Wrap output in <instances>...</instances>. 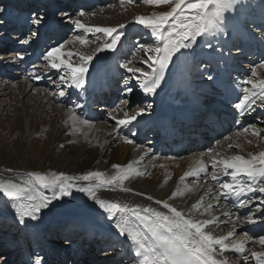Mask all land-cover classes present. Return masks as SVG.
Returning <instances> with one entry per match:
<instances>
[{
  "label": "snow or ice",
  "instance_id": "snow-or-ice-1",
  "mask_svg": "<svg viewBox=\"0 0 264 264\" xmlns=\"http://www.w3.org/2000/svg\"><path fill=\"white\" fill-rule=\"evenodd\" d=\"M129 3H135L136 0H128ZM141 3L149 6L170 5V10L162 13H153L150 16L137 15L134 23L149 29L151 36L154 38V44L139 45L146 53L141 64L147 65V70L143 67L130 66L132 62L121 65L129 74L126 79L128 83L124 85L123 92L125 99L117 105H128L130 95L134 89L138 88L145 96L156 95L157 90L165 82L166 73L170 64L175 57L177 61L181 57L185 59L188 52L182 50H192V55H199L195 52L194 46L198 43V38H205L204 46L211 49L210 52L204 53L205 60L201 61L204 71L201 76L206 81L215 82L219 76H214L208 68L212 64H225L235 59L232 55L233 49L238 53L242 52L246 42L258 40L250 25L255 24L259 28L261 36L264 37V20L256 24L255 20H249L245 15L244 0H140ZM235 12V15L226 13ZM0 13H5V7L0 6ZM80 15H84L83 12ZM65 18L70 20L68 14ZM54 23H63L50 21L46 14L36 12L25 19L26 32L23 38L19 40L20 44H28L33 38L39 36L42 29H50ZM78 30H82L85 35H77L74 42L78 41L82 45L89 43L87 33H100L106 38L102 44H98L94 52L90 55L73 53L71 51L63 52L64 44H58L51 47L44 59L48 61L53 69L65 70V75L60 77L61 83L68 84L69 87L81 89L84 87L86 76L89 72L90 63L95 59L98 63L103 64L105 58L100 57L101 52H115L122 39H128L129 36L123 31L127 25L120 24L115 27H86L79 20L71 21ZM227 37L226 39H220ZM218 41V46L213 45L212 39ZM264 46V45H262ZM179 54V55H177ZM19 55V54H18ZM78 56V62L72 63L73 56ZM22 60L23 55H19ZM264 69V60L257 66ZM200 70V65L197 66ZM252 78L246 80L251 89H245L239 102L234 107L243 113L259 99L264 103V79L256 80L258 73L256 69L252 70ZM134 82V83H132ZM65 91L61 90L59 96H65ZM77 107H81L77 105ZM152 104L139 107L138 110L123 112V118H117L116 115L109 114L110 119L116 121L117 125L126 126L136 121L138 117L144 115L147 109L152 108ZM69 121L77 131L76 122L82 125H88L89 121L79 120L75 111L69 110ZM67 123V122H66ZM248 132V128L243 129ZM252 134L261 137V132L253 127ZM135 135V133H133ZM126 143H133L132 140L125 138ZM251 143V141H249ZM62 148L63 145H60ZM232 147L231 144L228 145ZM219 153H217V156ZM139 161L128 163L121 166L113 164L112 167L117 169L116 173L107 176L104 172L90 171L81 176L67 175L63 172L41 173L27 172L22 180L4 179L0 177V193L7 200L4 202L7 208L11 202L10 209H7L5 215L14 209V218H18V223L24 229L38 228L39 222L48 215H55L59 211L57 202L64 200L65 197L72 196L74 192L83 193L93 201L92 208L89 209L91 214L108 223L111 235L106 241L105 251L111 250L115 243L120 242L119 237H124L125 242L130 241L129 251L134 250L137 264H228L225 257L226 252L239 254L244 264H248L249 259L255 261V264H264V251H251L250 255L246 253V243L250 240L258 243L264 248V235L253 240L248 233H244L240 239H234L237 228L241 224L255 223L251 215H237L233 219L228 212L223 215L229 217L231 228L224 235H216L210 229V226L219 227L220 220L218 217L211 219H196L191 215H185L177 210L176 207L168 203V200L155 199L147 195L148 201L155 202L156 205H162L163 209L159 210L151 205H145L134 201H115L104 199L98 195L100 189H117L124 193H131L133 190L125 186L133 176H142L145 173L139 171L134 164ZM211 167L219 168L225 176H231L235 182L241 175L247 177L246 183H222L220 188L222 192L219 195L234 196L240 205L247 207L251 203V195L260 193L264 195V151L259 153L248 154V158L243 155H234L229 158L217 159L215 156L211 159ZM231 170V171H229ZM11 172V169H8ZM201 172H207V166L203 161L199 166L190 172H185L181 180L185 177L198 175ZM211 179L219 181V176L213 172ZM49 189L52 195L44 194V190ZM135 195H145L144 193H135ZM178 195L173 191L168 199H173ZM247 197V199H242ZM202 199V198H201ZM264 204L260 201L257 208ZM199 210L200 202L192 206ZM212 205H208L211 208ZM207 211V209H206ZM250 211V209H249ZM264 215V213H261ZM38 222L32 224L31 222ZM115 237V239H113ZM39 248V245H38ZM39 251L29 254L28 264H49ZM0 264H8V261L0 254Z\"/></svg>",
  "mask_w": 264,
  "mask_h": 264
},
{
  "label": "bare ground",
  "instance_id": "bare-ground-1",
  "mask_svg": "<svg viewBox=\"0 0 264 264\" xmlns=\"http://www.w3.org/2000/svg\"><path fill=\"white\" fill-rule=\"evenodd\" d=\"M119 1L117 0L116 3L118 4ZM254 3L257 5L261 4L259 0H244L245 15L249 20H255L256 24H260L264 20L262 18L264 16V6L260 10L256 8L257 6H254ZM112 4L107 2L103 8L112 6ZM27 6L29 9L32 8V4H27ZM103 8L97 10L99 19L95 22L89 23L86 17H79L70 19L67 21V24L73 25L71 21L76 20H79L86 27H115L127 23V21L122 19L120 12L110 7L107 9ZM227 15H235V12L226 13ZM125 25L127 27L123 31L126 35L134 32L131 25ZM76 31H80L82 35H85L82 30L76 29ZM94 35L93 33H87L89 43L86 45H82L78 41L74 42V37H72L65 44L62 51L90 55L97 47L95 42L89 40ZM220 39L226 38L221 37ZM204 40L205 38L203 37L198 38V43L194 46L195 52L199 53V55H192V50H182L189 53L186 59L181 57L177 61L175 57L173 58V63L170 64L169 70L166 73L165 82L161 85L162 90L158 89L157 94L154 96H147L148 99H152L151 101L154 102V108L151 110V114H144L126 126L117 125L116 121L110 119L109 114H102L98 120L89 122L88 125H82L77 121L76 128L79 131L75 130L69 121V110L72 109L75 111L79 120L82 121L83 119L78 114V108L70 102L71 96L69 97L67 92H65L66 95L61 100V96L57 100H51L53 97L50 98L42 89H34L43 83L51 82L52 76L60 73V71L65 72V70L63 68H50V71L38 73L39 75L33 70H27L25 74L20 64L21 59L19 58V55H24L25 51L20 46H28L30 43L17 45L16 49L19 48V51L16 50L13 55L6 56L3 59L4 62L1 61L3 63L2 67L5 66L6 70L13 69L11 73L14 78L0 77V177L4 179L22 180L24 174L27 172H41L45 174L50 172H63L67 175L81 176L93 171L96 166L99 167L100 172L111 176L117 171V169L112 167L113 164L124 166L128 163L139 161L134 166L145 174L142 176H133L128 181H125V186L133 190L131 193H124L118 189L116 191L100 189L98 195L104 199L134 201L151 205L162 211H167L163 209L162 205H156L154 200H168V203H170L172 199H168V197L173 191H177L178 195L174 199L176 197L182 199L180 204H173L177 206V210L183 212L185 215H191L193 218L201 220L218 217L220 220L219 227L210 226V229L216 235L226 234L231 228V223L229 222V217L223 215V213H230L233 219L237 215L243 217L242 211L248 210L249 206L244 207L240 212L233 209L227 202L228 197L217 195V189H221L220 187L217 188V185L219 182L246 183L247 177L241 175L234 182L231 176H225L223 172L219 173L215 171L216 169L211 167V159L213 156L221 159L234 155H243L245 158H248L249 153L256 154L264 151V143L258 139L251 138L252 131H248L247 133H238L232 137L229 136V138L226 136L224 137L226 138L224 141H221L223 138L220 142H215L208 151L206 149L199 153L194 152L179 158H164L154 155L147 145L146 147H142L135 140L139 133L147 126L149 127L157 118L158 114L163 111V105H167L164 100L178 97L182 103H197L195 101H200V91L198 90L204 91L205 87L201 85L195 87L191 83L187 65L198 59L200 54L211 51V49L204 46ZM212 43L215 45L218 41L212 39ZM126 47V40L122 39L115 52L98 53L100 57L105 58L104 63L100 64L95 59L90 63L85 83L90 85L96 78H100L104 71H106V66L109 73L119 70V68L114 66L116 53L118 50ZM45 62L48 63L46 60ZM71 62H78V56L74 55ZM257 66L253 68L258 73L257 78L264 79V69H260ZM232 69L234 68L232 67ZM72 89L76 90V88ZM260 102L257 99L256 103L251 105L248 110L251 107L254 109L257 108ZM2 103L4 105H1ZM112 115H116L117 118H123V112L121 114L114 112ZM127 128L132 129L135 135H131V137L126 136ZM260 132L262 136L264 130ZM125 138L132 140L133 143H126ZM229 144L232 145L231 148L228 147ZM60 145H63V147L61 148ZM213 151L216 153L213 154ZM217 153L220 156H217ZM201 160L207 166V172H201L198 175L188 176L184 180H181L184 173L196 169ZM8 169L12 171L9 172ZM213 172L219 176V181L211 179ZM187 179L193 183L185 182ZM135 193H144L145 195H135ZM48 195H52L51 190L48 192ZM147 195L153 196L154 200L148 201L146 199ZM250 195L252 201L257 196L261 200H264V195L260 193ZM6 200L7 198L0 193V217H6L12 224L17 225L16 228L20 232V242L22 244L27 236V229H24L18 223V218H14V209H11V212L5 215L7 209L11 207V202H9L6 208L4 203ZM198 202H200V207L199 210H196L192 206ZM57 203L59 205V211L55 215L46 216L42 222H39L38 228H35L38 234L42 233L51 237L55 235L56 229L54 227L56 223L63 222L72 227L76 226L90 230L94 228L100 235L104 234L108 237L111 235L108 223H105L102 218L98 221V218L93 216L89 211L92 208L93 201L87 198L85 194L74 192L72 196ZM201 204H204V206ZM208 205H212V207L208 209ZM31 223L37 224L38 222L33 221ZM261 225L264 226V223ZM246 227L247 223L241 224L237 228L234 239H240L244 233H248ZM251 237L253 240L257 239V237ZM119 240L121 241L120 244L124 245L122 253L135 257L134 250L129 251V244L131 242H125L124 237H119ZM90 246L92 247L89 244L88 247L90 248ZM245 247L247 250L245 254L249 255L251 251H264V248L258 243H253L251 240L246 243ZM50 250L54 252L57 249L51 247ZM94 251L98 252L97 249ZM47 255L49 256L50 254L47 252ZM105 256L107 257H104V259L110 258L109 255ZM225 257L228 260V264H244L239 254L231 251L226 252ZM49 259L53 260V258ZM80 260L85 262L84 257ZM59 262L60 264L62 263L61 260ZM248 264H255V261L250 258Z\"/></svg>",
  "mask_w": 264,
  "mask_h": 264
},
{
  "label": "rangeland",
  "instance_id": "rangeland-1",
  "mask_svg": "<svg viewBox=\"0 0 264 264\" xmlns=\"http://www.w3.org/2000/svg\"><path fill=\"white\" fill-rule=\"evenodd\" d=\"M1 1H8V0H0V2ZM262 2H264V0H262ZM264 4V3H263ZM110 8H112V9H115L116 11H118V12H120L121 14H122V19H124L125 21H127V23H125V24H129V25H131L132 26V29L134 30V32L136 31V28H139V31L141 32V33H143V34H141V33H137V43H138V47H139V50L141 51V52H139L138 54H133L131 57H130V59L126 62V64L129 62V61H131L132 62V65H130V66H137V67H143V68H145L146 70H147V65L146 64H141V61H142V59L145 57V55H146V53H145V51L143 50V49H141L140 48V46L139 45H141V44H154L155 43V41L153 40L154 38L151 36V32H150V30L149 29H146V28H144L143 26H141V25H139V24H136V23H134V18H135V16H137V15H144V16H150V15H152L153 13H162V12H166V11H169L170 10V5H161V6H149V5H146V4H143V3H141L140 2V0H136V2L135 3H129L127 0H120L119 2H118V4L117 3H115V4H112V6H109ZM109 7H107V8H109ZM107 8H103V9H107ZM256 8H258V7H256ZM262 8H263V6H262ZM259 9V8H258ZM97 10L98 9H96V10H94V11H90V12H87V13H84V16H81L80 14H75V16H73V19H75V18H79V17H86L88 20H89V23H92V22H95L96 20H98L99 19V17L97 16ZM91 21V22H90ZM101 21V20H100ZM69 25V24H68ZM72 26H74V28H75V25L73 24ZM74 31H75V33L73 34V35H71L70 36V34L67 36V39L66 40H64V42L62 43V44H66V43H68L69 41H70V39L72 38V37H75V36H77V35H82L81 34V32L80 31H76V28L74 29ZM138 31V32H139ZM104 39H105V37L104 36H101V34H95L93 37H91V38H89V40H91V41H93V42H95V44H102L103 43V41H104ZM61 44V43H60ZM96 45V46H97ZM13 53H15V51L14 52H12L11 54L13 55ZM11 54H9V55H11ZM8 56V55H7ZM38 67V68H37ZM37 67H35V69H40L41 70V72H47V71H50V65L47 63V62H45V60H44V62L40 65V66H37ZM253 68H255V66L254 67H252L251 68V71L253 70ZM40 70H37V71H39L38 73H41L40 72ZM43 70H45V71H43ZM250 71V74H249V76H248V78H247V80H249V79H253L252 78V75H251V72ZM15 72V71H14ZM65 74V72H63V71H60V73H57L56 75H61L62 74V76ZM11 75H12V73H11ZM56 75H54V76H52V81L51 82H46V84H48L50 87H48V86H46V87H42V85L41 86H39V87H37V88H34V89H42L50 98L51 97H53L51 100H57L58 98H55V97H57V95H58V93L61 91V90H64V87H65V84L64 83H61V80H60V77L61 76H59V77H56L55 78V76ZM129 75V74H128ZM127 75V76H128ZM13 76V75H12ZM55 79H54V78ZM12 78H14V76L12 77ZM59 78V79H58ZM256 80H259L257 77L255 78ZM126 82H128L127 81V79H126ZM246 84V83H245ZM52 85V86H51ZM251 85L250 84H246V86H245V88L246 89H251ZM55 88V89H54ZM139 89H137V88H135L134 89V93L133 94H131L130 95V103L128 104V106H129V114H131V112L132 111H136V110H138L139 109V107H144L145 106V100H144V98L142 97L143 95L142 94H140L139 92ZM64 97V96H63ZM61 98L62 97H60V100H61ZM120 101L121 100H119V102L117 103V105H119L120 104ZM0 102H1V99H0ZM140 103V104H139ZM152 103L154 104V102L152 101ZM1 105H4L3 103L1 104ZM117 105L115 106V108L111 111V112H109V113H106V114H112V113H114V112H117V113H122V112H124V111H126V108H125V105H122V106H120L119 108L117 107ZM119 109V110H118ZM153 109V108H152ZM151 109V110H152ZM263 110H264V103H262V102H260V105H259V112L261 111V112H263ZM119 111V112H118ZM147 114H151V111L149 112V113H147ZM4 116V115H3ZM254 122L250 125V127L248 128L249 129V131H252V129H253V127L255 128V129H258V130H264V119L263 118H261V117H259V116H257V117H254ZM252 128V129H251ZM244 132V131H243ZM238 133H242V132H236V133H234V134H232V135H229L230 137H232V136H235V135H237ZM229 136H227V138H229ZM250 137L251 138H253V139H258L260 142H263L264 143V134L261 136V137H258V138H256V136H254L253 134L252 135H250ZM226 138H224L223 140H221V141H224ZM220 142V141H219ZM218 143V142H217ZM141 145V144H140ZM142 147H146L145 146V144L144 145H141ZM207 151H208V149H207ZM131 153H133V151H131ZM216 152L215 151H213V154H215ZM218 156H220V154L218 155ZM220 170V169H219ZM93 171H100L99 170V167H94V169H93ZM229 171H231V170H229ZM219 173H221L222 171L220 170V171H218ZM185 182H187V183H193L192 181H190V180H185ZM223 183V182H222ZM203 184V183H202ZM49 189H46V190H44V194H46V195H48V192L50 191H48ZM48 191V192H47ZM217 195H219V193L217 192ZM49 196V195H48ZM67 197H65L64 198V200L66 199ZM207 199V198H206ZM63 201V200H62ZM181 201H182V199L180 198V197H176L175 199L173 198L171 201H170V204L172 205V206H174L175 204L174 203H176V204H180L181 203ZM258 201V203H260L259 202V200H257ZM174 204V205H173ZM201 205H203L204 206V204H201ZM174 207H177V206H174ZM264 208V207H263ZM209 209V208H208ZM1 218H6V217H0V219ZM7 219V218H6ZM6 219H3L2 220V222L3 221H6ZM8 220V219H7ZM10 221V220H9ZM11 222V221H10ZM12 224V223H11ZM12 226L15 228L14 230H11L10 228H8V229H5V227L3 228V229H1L0 230V246H2V245H11L10 247V249L9 248H4V250H2V251H12V249L14 248V244H11V242H16V233H15V230L17 231V232H19V230L16 228L17 227V225L16 224H12ZM57 229L55 230V235L58 237V235L56 234L57 233ZM20 233V232H19ZM53 236V235H52ZM58 239V238H57ZM64 241L62 240V242H59L58 244L60 245V246H57V247H59L60 249H64V248H66V247H68V245H69V243L70 242H72L71 240L70 241H65V243H63ZM21 243V242H20ZM13 247V248H12ZM57 247H55V249H57ZM103 251V252H102ZM4 254H2V253H0V254H2L3 255V258L4 259H6L7 261H8V264H10L11 263V261H12V258H14V257H12L11 255H9V252L7 253V252H3ZM100 253H102V254H99L98 256H95V260H105V259H107V258H105V259H102V257L104 258V257H107V256H105L106 254H109V256L111 257H114L115 256V254L117 253L116 252V248H115V245H114V247L111 249V250H108V251H105V250H101V252ZM235 259V258H234ZM237 259V258H236ZM20 263V262H19ZM53 263H57V262H53ZM13 264H17L16 263V261H14V263ZM58 264V263H57Z\"/></svg>",
  "mask_w": 264,
  "mask_h": 264
}]
</instances>
